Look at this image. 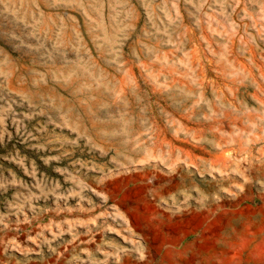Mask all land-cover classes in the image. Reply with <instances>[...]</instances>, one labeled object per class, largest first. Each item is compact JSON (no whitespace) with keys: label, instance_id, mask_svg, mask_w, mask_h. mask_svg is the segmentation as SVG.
I'll return each instance as SVG.
<instances>
[{"label":"rangeland","instance_id":"obj_1","mask_svg":"<svg viewBox=\"0 0 264 264\" xmlns=\"http://www.w3.org/2000/svg\"><path fill=\"white\" fill-rule=\"evenodd\" d=\"M0 264H264V0H0Z\"/></svg>","mask_w":264,"mask_h":264}]
</instances>
